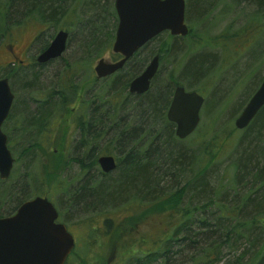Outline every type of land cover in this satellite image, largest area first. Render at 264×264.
Masks as SVG:
<instances>
[{
  "label": "trees",
  "instance_id": "trees-1",
  "mask_svg": "<svg viewBox=\"0 0 264 264\" xmlns=\"http://www.w3.org/2000/svg\"><path fill=\"white\" fill-rule=\"evenodd\" d=\"M244 1L263 11L259 18L264 15V0ZM63 2L0 0V41L13 27L30 18L49 24L59 18L63 20L68 14L71 17ZM86 4L90 5V1ZM185 6L188 7L189 2ZM110 14L113 17L110 28L106 26L105 30L103 23L91 20L87 24L88 33L85 32L79 44L92 60L101 58L111 49L116 15L114 10ZM71 24L72 27L67 28L66 48L73 41L75 30L84 32L81 26L86 23L76 17ZM42 33L37 34L35 42L41 40ZM192 37L191 28L186 36L162 32L138 49L119 71L106 78L97 79L94 75L76 82L77 72L82 68L81 62L75 61L54 88L42 93L40 99L32 98V108L26 105L11 123L12 130L20 129L21 151L28 160L24 165L27 170L12 183L10 176L0 180V186L8 183L19 186L0 188V202L5 198L4 201L15 203L11 211L3 215L11 214L21 202L44 192L26 186L45 183L43 160L38 157L37 170L33 171V156L49 140L57 120L74 107L72 123L76 137L70 141L68 154L57 160L52 153L56 167L63 160L62 169L71 162L78 169L74 181L70 178L57 180V184L80 185L72 196H69L70 187L61 192L65 199L74 202L69 208L100 210L125 205L133 207L132 214L154 213L166 218L164 232L155 239L152 249L124 260L131 259L132 264H264V161L259 164L264 151L258 146L264 131V106L239 134V129L230 121L223 129L213 125L217 119L213 112L211 122L198 125L188 137L179 139L174 133V124L166 118L174 86L182 79L188 89L196 91L198 88L194 84L207 74L214 61L212 54L200 51L190 54L194 44ZM157 39L160 40L158 49L147 51ZM178 39L188 41L182 53L187 59L178 75L175 76L171 69L165 80L160 79L158 66L145 93H129V81L144 69L153 55H158L160 64L173 53L172 65L179 64L175 55L180 51ZM48 44L47 40L42 41L38 51ZM110 57L116 60L120 56L111 52ZM9 64L8 71L0 77L11 79L19 67H23ZM36 80L38 73L33 71L32 81ZM247 93L245 100L250 96V91ZM239 106L235 105L232 115ZM184 140L186 144L182 143ZM14 141L10 136L9 142ZM235 144L238 156L234 158ZM227 152L229 155L225 157ZM103 154L115 157L113 171L103 173L100 170L97 157ZM104 225L106 228L110 225L109 218Z\"/></svg>",
  "mask_w": 264,
  "mask_h": 264
},
{
  "label": "rangeland",
  "instance_id": "rangeland-1",
  "mask_svg": "<svg viewBox=\"0 0 264 264\" xmlns=\"http://www.w3.org/2000/svg\"><path fill=\"white\" fill-rule=\"evenodd\" d=\"M87 1H90V5L86 4ZM92 1H94L93 4H91ZM184 1L185 4L189 2V6H185V22L193 32L192 41L195 44H192L193 49L190 54L200 51L214 56L210 70L194 84L198 88L196 91L204 98L198 125L204 124L205 126L208 121L211 122L213 112H215L217 119L213 125L223 129L225 123L230 121L233 124L236 116L260 84L259 80L264 76V15L259 18V13L262 14L263 11H258L257 6L244 0ZM63 3L67 6V11L72 14L71 17L68 14L63 20L60 21L59 18L49 24L30 18L13 27L9 35L0 41V75L5 74L11 66L9 64L12 59L10 46L12 52L17 53L19 59H22L21 64L16 61L15 64H23L14 77L9 78V85L14 94L9 115L13 114V116L11 115L9 120H5L1 127L7 137V147L14 159L10 183L27 170L24 165L28 160V156L21 151L22 142L18 136L20 129L12 130L11 123L20 116L27 106L32 108V98L40 99L47 90L54 88V85L58 84L65 73H69L68 67L73 62H81L80 67L82 68L77 72L76 82H80L82 78L94 76L93 66L99 58L92 60L85 52L83 53L79 44L81 39L86 36L85 32L88 33L89 25L87 24L91 20L103 23L105 30L106 26L110 28L112 24L113 17L110 12L112 10L115 12L114 0H64ZM76 17L85 21L86 24L81 26L84 32H81V29L75 30L74 26L72 28V33L75 30L73 41L70 42L62 56L46 65L36 64L33 57L39 52V44L44 40L49 43L60 29L68 31L67 28L72 27L71 21H74ZM41 31H43L41 40L35 42L37 34ZM176 42L180 47V51L175 54L179 64L172 65L174 63L171 62L173 53H170L169 57L159 64L160 79H164L171 69H173L174 75H178L179 68L187 59L186 55L183 56L182 53L184 44L188 41L178 39ZM159 45L160 40L157 39L147 47V51L157 50ZM110 53L111 49L105 51L101 57L111 61ZM209 59L212 61V58L209 57ZM33 71L38 73L36 81H32ZM182 81L181 79L180 84L185 89L191 90ZM248 91H250V96L245 100ZM237 104L240 106L237 112L232 115L231 112ZM74 111L73 107L69 113L57 120L50 132L49 140L44 142L43 147L33 156V171L37 170L38 157L43 160L42 169L45 183L36 186L26 185L28 189L43 190L44 192L39 195L47 196L53 201L61 198L59 190L62 185H65L57 184V180L70 178L74 181L78 171L73 162L64 169H62L63 160L59 166H55V159H63L64 154H68L70 141L76 137L72 123ZM240 132L241 130L238 134ZM10 136L15 138L14 142H9ZM182 143L186 144L187 141L184 140ZM258 146L264 151V131ZM233 150L235 158L238 156L236 144L233 146ZM52 153H54L53 158L55 159H52ZM228 155L229 152L224 156L228 157ZM226 160L229 159L226 158ZM263 161L264 157L259 158L260 165ZM10 183L3 184L0 188L15 189L19 187ZM4 199L2 198L3 201L0 202V215L11 211L15 205L11 200L4 201ZM132 208L118 205L100 210L89 209L79 212L74 219L75 222L69 223V229L75 236L76 243L72 256L65 264H120L127 256H136L138 252L152 249L155 239L164 232L166 218L162 214L154 213L132 214L134 212ZM106 218L110 219V225L107 228L104 225ZM128 262L132 264L131 259L127 260L125 264Z\"/></svg>",
  "mask_w": 264,
  "mask_h": 264
},
{
  "label": "water",
  "instance_id": "water-1",
  "mask_svg": "<svg viewBox=\"0 0 264 264\" xmlns=\"http://www.w3.org/2000/svg\"><path fill=\"white\" fill-rule=\"evenodd\" d=\"M117 25L111 45L112 53L120 55L115 61L103 57L96 60L93 71L97 79L112 75L122 68L132 55L162 32L171 36H186L184 0H114ZM68 32L58 30L35 61L46 64L60 57L66 50ZM159 66L158 55H153L144 69L128 84V92L140 95L150 87ZM14 94L6 76L0 77V180H7L13 157L2 131L9 115ZM204 98L195 90L176 84L166 110V118L174 124L177 138L192 134L200 121ZM264 106V76L240 113L234 119L236 129H244ZM100 170L111 172L116 167L114 156L97 157ZM57 212L46 197L34 196L22 202L16 212L0 217V264H64L74 247V239L62 223L55 222Z\"/></svg>",
  "mask_w": 264,
  "mask_h": 264
},
{
  "label": "flooded vegetation",
  "instance_id": "flooded-vegetation-1",
  "mask_svg": "<svg viewBox=\"0 0 264 264\" xmlns=\"http://www.w3.org/2000/svg\"><path fill=\"white\" fill-rule=\"evenodd\" d=\"M9 50H10V52H11V56H12V59L10 60L11 62H9V63H16V62H18V63H22V59H19V56L17 55V53H13L12 52V48H11V46H10V48H9ZM39 53V52H38ZM37 53V54H38ZM119 55V54H118ZM120 56V55H119ZM36 57V56H35ZM59 58V57H58ZM120 58V57H119ZM118 58V59H119ZM57 59V58H56ZM118 59H116V60H118ZM54 60V59H53ZM53 60H51V61H53ZM16 61V62H15ZM111 61H115V60H111ZM36 62V61H35ZM50 62V61H49ZM38 64V63H37ZM23 65V64H22ZM43 65V64H42ZM123 67V66H122ZM119 71V70H118ZM117 72V71H116ZM114 74V73H113ZM111 76V75H110ZM107 77H109V76H107ZM96 78V77H95ZM104 78H106V77H104ZM13 104V103H12ZM73 108V107H72ZM115 158V157H114ZM104 173V172H103ZM70 187V191H69V196H72V195H74V192H75V189L76 188H80V185H62L61 187H60V192H62V190L65 188H69ZM60 195H61V197H63V198H60V199H58V200H56V201H53V200H51V199H49L47 196H44V195H39V196H42V197H46L50 202H52V204H53V206L55 207V209H56V212H57V218H56V220H55V222H58V223H62V224H64L65 225V227H66V229H67V231L72 235V237H73V239H74V247H73V249L71 250V252H70V254H72L73 253V250H74V248H75V243H76V241H75V236L73 235V233L71 232V230L69 229V223L71 222V221H73V222H75L74 221V219L76 218V215L79 213V212H81V211H86L87 209L85 208V209H83V208H81V207H79L78 208V210H71L69 207H70V204H74V202L73 201H70V200H68V199H65V197L66 196H63V194L62 193H60ZM35 196H37V195H35ZM34 196H32V197H30V198H28V199H31V198H33ZM28 199H26V200H28ZM25 200V201H26ZM24 202V201H23ZM22 203V202H21ZM20 203V204H21ZM19 204V205H20ZM19 205H17V207L15 208V210L11 213V214H9V215H6V216H10V215H13L15 212H16V210H17V208H18V206ZM2 217V216H1ZM70 256V255H69ZM68 256V257H69ZM67 260H68V258L66 259V261H65V263L67 262ZM64 263V264H65Z\"/></svg>",
  "mask_w": 264,
  "mask_h": 264
}]
</instances>
